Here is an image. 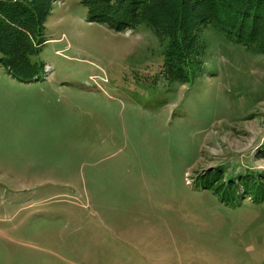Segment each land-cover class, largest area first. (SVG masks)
I'll list each match as a JSON object with an SVG mask.
<instances>
[{
    "label": "rangeland",
    "instance_id": "rangeland-1",
    "mask_svg": "<svg viewBox=\"0 0 264 264\" xmlns=\"http://www.w3.org/2000/svg\"><path fill=\"white\" fill-rule=\"evenodd\" d=\"M41 37L34 77L0 65V264H264V53L208 26L171 82L80 0Z\"/></svg>",
    "mask_w": 264,
    "mask_h": 264
},
{
    "label": "trees",
    "instance_id": "trees-1",
    "mask_svg": "<svg viewBox=\"0 0 264 264\" xmlns=\"http://www.w3.org/2000/svg\"><path fill=\"white\" fill-rule=\"evenodd\" d=\"M98 22L115 30L144 25L165 42L163 72L181 81L202 47L201 33L208 26L264 53V0H80ZM51 0H0V65L16 77L31 78L39 69L32 56L44 40L41 31ZM217 179L222 175L217 173ZM250 180L255 199L264 198V183ZM246 180V181H247ZM220 184L218 188L231 186ZM263 182V181H262ZM249 187V186H247ZM250 188V187H249ZM205 189V187L203 188ZM248 193V192H247ZM226 192L221 196L227 197Z\"/></svg>",
    "mask_w": 264,
    "mask_h": 264
}]
</instances>
